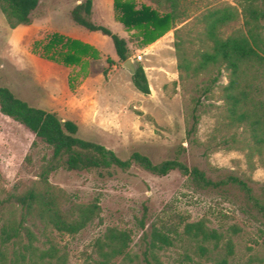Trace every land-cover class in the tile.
Segmentation results:
<instances>
[{"label":"rangeland","instance_id":"1","mask_svg":"<svg viewBox=\"0 0 264 264\" xmlns=\"http://www.w3.org/2000/svg\"><path fill=\"white\" fill-rule=\"evenodd\" d=\"M113 1L92 0L91 20L127 41L134 65L145 70L149 96L133 88L109 37L72 23L68 13L75 0H38L32 24L13 30L0 12V86L32 107L73 121L81 138L123 160L133 152L154 163L179 158L209 177L231 174L249 181L259 193L264 187V153L249 154L243 148L247 132L225 125L222 87L227 73L209 69L193 76L179 70L174 49L180 42V55L196 63L203 50L201 16L223 6L241 13V0H180L183 14L175 29L162 43L141 49L135 32L125 31L116 21ZM135 1L156 7L151 0ZM75 32L97 42L99 60L66 67L44 57L54 34L81 41ZM235 33H245L242 16L222 29L224 36ZM106 58L115 61L108 81L101 74ZM194 107L198 122L187 136ZM50 153L41 140L0 113V199L31 185ZM49 182L63 192L67 217L76 218L78 207L97 205L91 220L75 235L59 234L38 220L27 224L38 239L35 246L55 245L67 253L68 264H97L93 243L108 229L129 237L125 254L108 264H264V222L244 214L232 196L193 189L177 171L157 177L135 166L109 174L59 170L49 175ZM18 217V210L5 212L7 220ZM197 222L214 231L217 240L203 242L185 235L184 226ZM154 233L167 237L170 244L153 238Z\"/></svg>","mask_w":264,"mask_h":264},{"label":"trees","instance_id":"2","mask_svg":"<svg viewBox=\"0 0 264 264\" xmlns=\"http://www.w3.org/2000/svg\"><path fill=\"white\" fill-rule=\"evenodd\" d=\"M155 8L138 4L135 0H114L116 21L127 32H135L138 48H145L175 29L181 20L180 0H151ZM68 16L72 23L88 32L109 37L120 62L134 55L124 38L109 28L92 22V0H75ZM241 13L231 6L207 11L199 20L202 26L198 60L192 63L180 55L181 43L175 42L177 69L197 76L209 69L224 70L227 84L222 87V99L226 105L225 125L232 129L242 128L248 141L243 148L249 154L264 153V0H241ZM38 0H0V12L9 29L30 26ZM242 16L245 33L228 36L222 29ZM44 57L63 66H76L83 60H99L100 53L79 40L54 34L44 47ZM107 67L102 70L108 81L115 62L106 58ZM217 76L213 82H217ZM133 88L144 96L150 95L149 81L144 68L137 64L131 75ZM0 113L24 127L49 149L50 156L37 174V179L16 194L0 199V264H68L66 252L51 244L39 249L37 237L28 228L30 220H38L59 234L75 235L91 220L97 205L78 207L76 218L67 217L62 211L64 194L49 182V175L59 170L73 172L127 171L135 166L157 177L177 171L190 186L198 191H215L234 197L242 205L244 214L264 222V187L257 193L249 181L234 175L209 177L196 166H189L179 158L154 163L148 156L133 152L123 160L104 146L79 136L78 126L71 120L60 118L56 113L30 106L17 98L8 88L0 86ZM198 122L196 107L192 112V124L187 136L194 133ZM232 138V143H235ZM18 210L17 221L5 219V212ZM185 235L200 238L203 242L217 240V234L202 222L186 224ZM153 238L169 245V239L159 233ZM145 241V239H144ZM129 237L125 232L108 229L93 246L99 257L97 264H108L125 254ZM154 247V244L152 245ZM201 252L205 249L199 248ZM146 251L144 256L146 257ZM88 264V263H83ZM150 264V263H149Z\"/></svg>","mask_w":264,"mask_h":264},{"label":"crops","instance_id":"3","mask_svg":"<svg viewBox=\"0 0 264 264\" xmlns=\"http://www.w3.org/2000/svg\"><path fill=\"white\" fill-rule=\"evenodd\" d=\"M92 10H93V8H92ZM119 24V23H118ZM120 25V24H119ZM121 26V25H120ZM122 27V26H121ZM123 28V27H122ZM88 32V31H87ZM89 33H97V32H89ZM74 34H76L77 35V37L81 40V42H83V43H85V44H88V45H90V46H92V47H94L98 52H100L96 47H97V42L95 41V40H93L92 39V37H88V36H82V35H80V34H78V33H74ZM166 36H168V33L165 35V36H163L162 38H160L159 40H157L155 43H153V44H151V45H149L147 48H150V47H152V46H155V45H158V44H160V43H162L163 41H164V38L166 37ZM148 50V49H147ZM117 57V56H116ZM143 56H141V58H142ZM113 61H114V59H112ZM115 62V61H114ZM116 71L117 70H119V69H115ZM130 76H131V74H130ZM151 90V89H150Z\"/></svg>","mask_w":264,"mask_h":264},{"label":"water","instance_id":"4","mask_svg":"<svg viewBox=\"0 0 264 264\" xmlns=\"http://www.w3.org/2000/svg\"><path fill=\"white\" fill-rule=\"evenodd\" d=\"M122 67L126 69L131 75L135 72V65L131 58L122 63Z\"/></svg>","mask_w":264,"mask_h":264}]
</instances>
